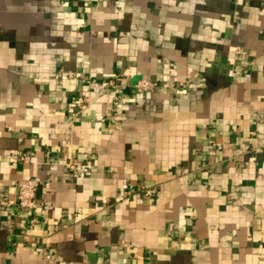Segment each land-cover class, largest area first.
<instances>
[{
  "label": "crops",
  "instance_id": "1",
  "mask_svg": "<svg viewBox=\"0 0 264 264\" xmlns=\"http://www.w3.org/2000/svg\"><path fill=\"white\" fill-rule=\"evenodd\" d=\"M0 195V264H264V0H0Z\"/></svg>",
  "mask_w": 264,
  "mask_h": 264
},
{
  "label": "built area",
  "instance_id": "2",
  "mask_svg": "<svg viewBox=\"0 0 264 264\" xmlns=\"http://www.w3.org/2000/svg\"><path fill=\"white\" fill-rule=\"evenodd\" d=\"M68 77H74V72H67ZM84 85L90 94L98 95L106 92L108 89L115 86L114 80L111 78L107 79H96L92 76H85ZM128 87L135 93H148L156 89L157 83L148 79H139ZM121 93L114 95L112 98L113 104H116L117 101L121 98ZM89 103V98L87 96L76 98L73 101L74 109L71 113L72 116H75L77 113L82 111L86 105ZM21 161H25L26 157H20ZM70 170L77 174L82 172L81 164L78 161L71 162L69 164ZM39 182L35 177H28L20 179L15 184V196L13 204L22 210L35 211L40 205L36 199V191L38 188ZM144 197H153L157 194V190L154 188H145L141 187L137 190ZM135 192V186L128 182L125 179H122L119 187L117 189L115 200L116 202H121L127 199ZM0 195L2 205H9ZM30 224L35 223V219L31 218L29 220ZM47 264H51V255L49 252L44 255Z\"/></svg>",
  "mask_w": 264,
  "mask_h": 264
}]
</instances>
